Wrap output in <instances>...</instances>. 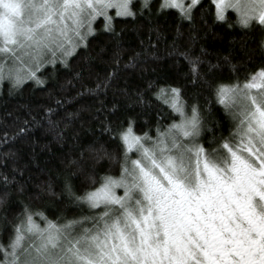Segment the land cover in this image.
I'll use <instances>...</instances> for the list:
<instances>
[{"label": "snow or ice", "instance_id": "obj_1", "mask_svg": "<svg viewBox=\"0 0 264 264\" xmlns=\"http://www.w3.org/2000/svg\"><path fill=\"white\" fill-rule=\"evenodd\" d=\"M139 2V14L151 16L153 0ZM211 3L214 24L239 27L245 35L259 32L254 42L264 58V0ZM134 7V0H0V83L8 82L11 90L28 81L43 87L46 81L39 73L49 65L68 68L70 59L81 49L87 51L90 38L98 35L99 18L104 21L102 32L113 41L102 45L94 58L86 57V64L60 85L62 92L79 86L76 96L50 93L55 107H41L37 114L29 110L18 131L10 138L5 134V147L28 139L37 128L63 143L65 131L56 119L59 109L67 112L65 105L81 104V98L100 101L96 119L106 109L102 97L110 90L127 101H113L101 122L102 135L116 145L113 151L105 147L107 142L97 141L61 159L58 200H67L81 214L49 220L43 211L24 204L13 221L4 218L8 238L0 240V264H264V65L248 72L243 82L238 76L224 79L223 65H231L229 57L212 63L205 59L203 47L200 55L193 56L190 48L180 45L184 39L194 45L199 38L196 13L203 8L202 0H161L155 15L175 9L180 25L186 22L189 27L186 38L177 28L170 48L177 63L182 59L187 65L184 79L207 91L231 120L228 136H216L215 129L205 127L201 106L188 104L183 87L146 80L143 70L139 83L130 79L163 38L159 28L153 29L156 43L150 37L146 48L129 53L125 60L119 42L123 30L116 31L114 20H136ZM110 9H115V17ZM229 10L235 14L231 22ZM207 14L201 13L204 25ZM96 60L105 67L94 71ZM85 71L90 79L94 77L92 84L85 81ZM230 71L235 74L240 69L231 65ZM119 81H124L123 87ZM153 99L167 106L173 114L171 122L157 118L155 126L142 134L135 131L136 119L131 115L117 116L113 124L111 117L117 112L151 109ZM89 110L83 103L79 112L63 119L65 127ZM209 131L210 140L205 138ZM31 147L35 158V142ZM18 154L19 149L0 154L4 169L0 204L9 196V188L25 191L17 180L23 170L17 166L7 171L10 162L17 163ZM105 160L110 162L107 170L98 167ZM114 165L119 166L118 174L112 172ZM37 187V198L45 193L57 196L51 183Z\"/></svg>", "mask_w": 264, "mask_h": 264}, {"label": "trees", "instance_id": "obj_2", "mask_svg": "<svg viewBox=\"0 0 264 264\" xmlns=\"http://www.w3.org/2000/svg\"><path fill=\"white\" fill-rule=\"evenodd\" d=\"M134 3L133 10L137 11L136 20L133 21L131 18H127L125 21L118 17L114 20L116 31L121 32L123 30L119 42L125 49V60H127L129 53L140 51L142 47L146 48L150 37L152 43H156V34L153 29L159 28L163 38L160 40L158 47L148 53V62L136 69L134 76L130 79H135L136 83H139L138 77L141 70H143V76L146 80L158 79L161 85L171 84L183 87L184 97L188 104L198 103L201 106L207 121L205 127L215 129L216 136L221 134L228 136L231 120L226 115L223 106L216 103L207 91L191 87L184 79V73L187 71L186 63L182 59L177 63L176 57L170 53L171 44L177 34L178 27L185 38L188 36L189 27L187 23L180 25L178 11L175 9H168L159 16L155 15L161 0H153L151 16L147 12L140 15L139 0H134ZM202 4L203 8L196 13L199 38L194 45H189L187 39L181 40V48H190L191 54L197 56L200 55V49L203 47L207 51L205 59L211 60L212 63L222 62L224 57H229L231 65H235L240 71L234 74L230 71L231 65H223V78L229 80L238 76L243 82L248 72L256 71L261 65H264V58L261 57L257 44L254 42L259 40V32L245 35L239 27L232 29L227 24L223 26L214 24L215 6L212 5L211 0H202ZM204 11L208 13L207 25L202 24L200 19L201 13ZM109 14L113 17L116 16L114 11L109 12ZM226 15L230 22L235 19V14L232 11H228ZM103 25V18H99L95 24L98 35L90 38L91 45L87 51L81 49L78 55L70 59L68 68L62 65L53 68L49 65L46 70L39 73L40 78L46 81L43 87H38L34 82L28 81L21 88L11 90V85L8 82L1 83L0 154L4 151L19 149L17 163L12 164L10 162L7 171L10 172L13 167L19 166L23 170V175L17 173V180L19 184L25 187L22 194L18 191V187L9 188V196L5 199L4 204H0V240L4 242L8 238V232L3 230L4 218L7 217V221H13L14 217L22 211L24 204H29L33 209L43 211L49 220L65 217L71 219L79 216L81 214L79 208L69 204L67 200L64 202L58 200L60 185L63 182V175L60 173L62 168L61 159L71 155L73 149L78 154L79 150L87 148L97 141L107 142L105 147L109 151L116 148V145L109 141L107 135H102L101 122L108 116L107 109L111 108L113 101L119 100L121 104H126L127 101L123 97L113 96L111 90L106 97H102L106 109L104 112L99 113V119L95 117L97 116L96 110L100 107V101L91 98H81V104L69 103L65 105L67 112L64 108L59 109L60 116L56 119L61 121L60 128L65 131L63 143L57 142L52 133L40 128L34 129L33 134L24 141H16L9 144L8 147H5L3 143L5 134L10 138L18 131L20 122L28 118L26 114L29 110L33 114H37L41 107L48 105L55 107V101L49 100L50 93H55L58 96H76L79 86L76 89L62 92L60 85H64L68 80H71L73 74L86 64V57L92 56L94 58L95 53L99 51L102 45L113 44L109 34L102 32ZM103 67L105 65L101 61H95L94 71H99ZM84 77L87 83H93L94 77L90 79L87 71L84 72ZM117 83L120 87L124 86V81ZM83 103L89 105L90 110L81 112L79 118L72 120L65 127L63 119L70 118L69 114L71 113L79 112ZM128 115L136 119L135 131L137 134H142L150 127H154L157 118H160L165 124L171 122L173 118V114L169 112L167 106L155 99L152 101L151 109L142 110L137 107L135 111L127 113L122 110L117 112L116 116L111 117L113 124L115 125L117 116L125 119ZM212 134L211 131L206 132L205 138L210 140ZM33 142L36 144L35 158H33L31 147ZM44 145H47L48 148L41 150ZM0 163H3V161H0ZM98 167L107 170L110 167V162L107 160L102 161ZM111 168L113 174H118V165L111 166ZM3 170L0 169V171ZM47 183L52 184L57 196H49L45 193L42 194L41 198H37L36 193L39 191L37 186ZM75 183L77 189L80 190L79 180ZM0 197H2V193H0Z\"/></svg>", "mask_w": 264, "mask_h": 264}, {"label": "rangeland", "instance_id": "obj_3", "mask_svg": "<svg viewBox=\"0 0 264 264\" xmlns=\"http://www.w3.org/2000/svg\"><path fill=\"white\" fill-rule=\"evenodd\" d=\"M112 11H114L115 12V9H110L109 10V12H112ZM229 11H231V10H229ZM116 15V14H115ZM0 86H1V83H0ZM133 158H135V157H133ZM39 220V219H38Z\"/></svg>", "mask_w": 264, "mask_h": 264}]
</instances>
